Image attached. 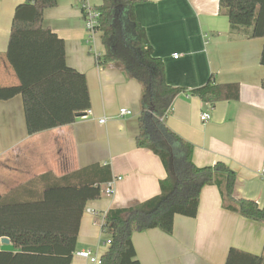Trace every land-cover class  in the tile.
<instances>
[{"label":"crops","instance_id":"0c3cea01","mask_svg":"<svg viewBox=\"0 0 264 264\" xmlns=\"http://www.w3.org/2000/svg\"><path fill=\"white\" fill-rule=\"evenodd\" d=\"M81 1L58 0L56 7L45 10L43 25L64 39L68 65L86 75L92 114L30 135L22 97L0 100V192L47 173L62 177L95 163L109 165L112 180H121L112 196L104 193L108 182L101 198L87 203L71 263L93 264L77 253L89 250L101 259L109 250L110 236L102 229L105 214L159 195L167 173L157 155L136 144L142 87L122 67L98 64L105 53L102 35L89 41ZM89 2L95 5L96 0ZM219 3L147 0L136 7V17L154 55L164 62L167 84L184 89L166 125L193 145L196 166L223 162L235 173L236 200L264 208V180L258 173L264 162V38L232 35ZM20 4L24 2L0 0V87L19 84L6 53ZM209 81L239 84V100L211 105L191 94ZM123 108L132 115L122 116ZM205 113L210 114L208 121L201 119ZM133 244L141 264H226L231 248L264 256V221L225 209L219 187L208 185L201 192L197 218L177 215L171 234L160 229L135 233Z\"/></svg>","mask_w":264,"mask_h":264},{"label":"trees","instance_id":"16d2710c","mask_svg":"<svg viewBox=\"0 0 264 264\" xmlns=\"http://www.w3.org/2000/svg\"><path fill=\"white\" fill-rule=\"evenodd\" d=\"M145 2L102 0L97 7L98 31L105 53L98 64L118 65L140 83L136 144L160 158L167 176L160 182L159 195L105 214L103 231L111 245L101 264H141L133 235L151 229L171 234L177 215L197 218L200 195L208 185L219 187L225 209L264 221V208L234 197L233 171L223 162L196 166L193 145L166 125L173 102L184 89L167 84L164 62L154 55L146 29L137 20L136 7ZM57 4L58 0L20 4L12 22L6 62L19 84L0 87V100L22 97L30 135L73 124L91 110L86 75L68 65L64 39L43 25L45 10ZM219 8L229 18L232 35L264 38V0H220ZM191 94L211 105L237 101L240 85L209 81ZM112 178L109 165L95 163L62 177L47 173L9 193L0 192V240L8 238L15 247L0 248V264H71L86 205L101 198L102 186ZM226 264H264V256L231 248Z\"/></svg>","mask_w":264,"mask_h":264},{"label":"built area","instance_id":"2783aa9c","mask_svg":"<svg viewBox=\"0 0 264 264\" xmlns=\"http://www.w3.org/2000/svg\"><path fill=\"white\" fill-rule=\"evenodd\" d=\"M21 1L24 3H30V4L35 3V0H21ZM81 3H82L83 19L85 22V27H86L88 39L90 42H94L96 36L99 34L98 26L100 24L101 13L97 9L96 6L92 5L89 2V0H82ZM175 57H178V55L176 54ZM91 114H92V112L89 110L86 113V115L81 117V118H87ZM120 114L122 116H129V115H132V112L130 110H128L127 108H123L120 110ZM201 119H202V121H208L210 119V114L209 113L203 114ZM104 122H105V119L100 120V123L103 124ZM258 173L260 174V176L264 180V162H263V166L258 171ZM117 180L119 181V180H121V178L113 179L112 181H110L106 185L104 193L107 196H112L115 193L114 185H115ZM102 229H103V226H102ZM106 244L111 245V240H108L106 242ZM77 255L81 258L89 260L93 264H101V259H99L97 256H94L93 253L89 250L80 251L77 253Z\"/></svg>","mask_w":264,"mask_h":264},{"label":"rangeland","instance_id":"374dc122","mask_svg":"<svg viewBox=\"0 0 264 264\" xmlns=\"http://www.w3.org/2000/svg\"><path fill=\"white\" fill-rule=\"evenodd\" d=\"M100 1H101V0H96L95 5H94V4H93V5H94V6H96V5L98 6V5L100 4ZM100 5H101V4H100ZM100 5H99V6H100ZM1 246H2L1 249L11 250V251H14V250H15V247H14L12 244H3V243H2Z\"/></svg>","mask_w":264,"mask_h":264},{"label":"water","instance_id":"95a60500","mask_svg":"<svg viewBox=\"0 0 264 264\" xmlns=\"http://www.w3.org/2000/svg\"><path fill=\"white\" fill-rule=\"evenodd\" d=\"M1 242H2L3 244H10V243H11V241H10L8 238H3V239H1Z\"/></svg>","mask_w":264,"mask_h":264}]
</instances>
